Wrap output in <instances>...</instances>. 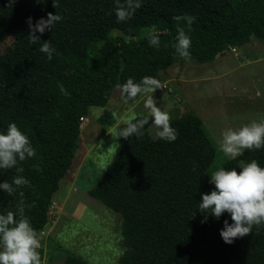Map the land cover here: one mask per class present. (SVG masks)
Here are the masks:
<instances>
[{"label": "trees", "instance_id": "trees-1", "mask_svg": "<svg viewBox=\"0 0 264 264\" xmlns=\"http://www.w3.org/2000/svg\"><path fill=\"white\" fill-rule=\"evenodd\" d=\"M141 4L132 19L119 22L115 0H0V43L14 37L12 48L0 57L5 67L0 68V132L15 123L36 150L34 158L21 163L24 172L19 175L31 184L20 191L25 204L34 205L25 208V215L38 233L47 225L53 195L72 166L81 119L89 109L105 107L116 85L129 78L137 83L146 76L158 79L165 68L187 62L172 47L178 27L174 16L196 18L188 32L191 61L209 63L228 48L249 43L251 37L264 46V0H141ZM49 13L62 20L52 30L36 33L41 42L30 43L29 18L35 24ZM180 26L187 32L186 22ZM147 28L158 30L159 49L149 44L152 34L140 37ZM113 30L139 38L126 42L123 36L112 37ZM48 41L56 50L51 60L39 51ZM97 44L101 48L91 58L90 50ZM59 85L70 98L61 94ZM145 117L149 123L144 135L119 137L110 163L88 190L90 197L121 216L125 250L120 264H264V227H254L252 234L229 245L220 232L225 220L232 223L231 216L225 213L217 220L209 215L201 223L209 213L199 210L202 195L215 190L209 177L213 171L223 167L239 172L240 160H256L264 168V149L246 150L213 167L216 146L194 112L171 119L179 133L171 143L150 137L151 114L139 115L127 125ZM98 122L106 128L115 119L105 110ZM17 175L15 169H0V183H12ZM19 200L18 192L9 195L0 189V214L15 212ZM38 251L43 259V250ZM62 264L88 263L67 250Z\"/></svg>", "mask_w": 264, "mask_h": 264}, {"label": "rangeland", "instance_id": "rangeland-1", "mask_svg": "<svg viewBox=\"0 0 264 264\" xmlns=\"http://www.w3.org/2000/svg\"><path fill=\"white\" fill-rule=\"evenodd\" d=\"M157 32L156 28L143 29L140 37ZM111 36L123 34L113 30ZM138 38L124 37L126 42ZM13 43V36L0 43V57ZM100 48L101 44L91 48V58L96 57ZM234 49L228 48L209 63L187 61L165 68L158 76L164 87L154 93L157 107L168 112L171 119L190 110L202 120L217 149L213 167L231 159L219 150L225 130L264 120V46L251 37L249 43ZM0 68L5 70L1 62ZM144 99L125 104L119 89L115 88L105 107L89 109L82 121L72 166L60 181L52 198L48 223L39 232L46 264H62L67 250L81 256L88 264H120L125 250L120 234L121 216L90 197L88 190L110 163L120 129L133 118L150 114L144 107ZM105 110L115 119L111 127L104 128L98 122ZM155 133L151 124L152 139L157 138Z\"/></svg>", "mask_w": 264, "mask_h": 264}, {"label": "clouds", "instance_id": "clouds-1", "mask_svg": "<svg viewBox=\"0 0 264 264\" xmlns=\"http://www.w3.org/2000/svg\"><path fill=\"white\" fill-rule=\"evenodd\" d=\"M141 0H115V15L119 22L132 19L136 10L141 8ZM54 7L56 5L54 4ZM111 14V13H110ZM195 17L190 15L174 16L178 24L175 42L172 44L176 54L185 61H191V37L188 32L192 31ZM62 17L48 14V18H41L35 24L31 18L28 20L30 35L29 42L32 44L40 41L37 32L43 34L46 30H52ZM187 25V32L180 22ZM41 42V41H40ZM149 44L156 49L161 46L158 34L153 33L149 37ZM167 47V45H165ZM39 51L46 54L48 59L53 58L55 48L51 41L42 42ZM162 82L154 77H143L140 82H134L129 78L123 85L117 84L121 100L127 104L134 102L138 97L144 99V107L150 111L152 124L156 129V136L167 142H175L179 133L171 125L170 114L157 107L154 93L157 89H163ZM61 94L70 98V93L59 85ZM149 123L148 118H141L129 123L119 131L122 139L135 136L137 139L144 135L145 125ZM264 149V120L252 121L239 129H228L222 133L219 150L235 160L242 156L246 150L256 151ZM36 150L30 139L15 123H10L7 132H0V169H15L17 176L12 183H0V189L9 195L19 193L20 200L16 211H8L0 214V264H46V259L41 258L38 251L41 247L40 237L25 215V208L34 205H26L23 199L24 192L20 189L31 187L30 181L19 175L24 172L21 165L28 158H34ZM237 168L226 170L220 168L211 173L210 183L215 185V190L210 194L202 195V203L199 204L201 214H204L206 223L209 215L219 220L225 213L231 216L232 223L224 221V227L220 232L226 244H232L236 239H241L252 234L253 228L264 227V168L260 167L256 160L245 162L240 160ZM195 170V169H194ZM196 213H193V217Z\"/></svg>", "mask_w": 264, "mask_h": 264}, {"label": "built area", "instance_id": "built-area-1", "mask_svg": "<svg viewBox=\"0 0 264 264\" xmlns=\"http://www.w3.org/2000/svg\"><path fill=\"white\" fill-rule=\"evenodd\" d=\"M230 49H231L232 51H234V50H235L234 48H231V47H230ZM81 120L83 121V120H84V118H83V119H81Z\"/></svg>", "mask_w": 264, "mask_h": 264}]
</instances>
